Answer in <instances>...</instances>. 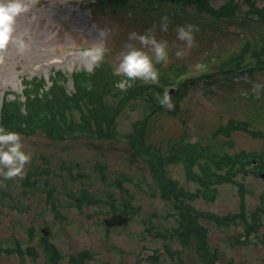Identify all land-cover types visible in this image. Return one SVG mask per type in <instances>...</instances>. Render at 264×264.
<instances>
[{"label": "rangeland", "instance_id": "1", "mask_svg": "<svg viewBox=\"0 0 264 264\" xmlns=\"http://www.w3.org/2000/svg\"><path fill=\"white\" fill-rule=\"evenodd\" d=\"M235 1L233 13L226 15L219 10L225 0L210 2L217 13L193 6L150 10L132 4L101 10L90 8L94 0H33L16 23L29 48L21 53L9 45L0 53V107L5 98L17 95L22 100L32 77H42L48 87L55 71L69 77L72 71L85 70L88 61L82 50L96 45L106 48L104 59L118 73L133 31L152 29L157 39L168 42V58L156 64L159 68H199L202 60L216 55L214 49L237 50L243 38L253 41L264 33V21H255L246 2ZM255 5L264 7V0H255ZM164 16L169 18L167 29L160 28ZM186 24L198 28L191 47L176 35L177 26ZM131 43L149 50L138 40ZM178 50L183 54L177 56ZM71 82L69 77L68 89ZM128 84L122 79L119 87L124 90ZM172 102L173 108L163 105L147 118L143 140L154 147L147 151L132 146L142 129L134 125L146 117L143 99L132 95L115 99L117 136L107 132L106 124L104 132L92 125V131L50 137L42 130L17 128L31 159L22 175H0V264H264V179L237 173L233 181L202 189L185 178L182 163L168 164L167 174L189 195L188 207L178 210L161 193L150 168L157 150L170 154L169 147L175 152L184 141L212 139L211 144L225 143L230 154L262 151L264 157V69L194 80ZM231 120L249 125L225 134ZM83 191L101 203H82ZM110 198L116 207L128 201L133 210L124 225L108 228L103 223L114 214ZM239 212L245 220L220 224L210 217ZM250 223L259 224L247 231ZM43 235L59 258L41 241Z\"/></svg>", "mask_w": 264, "mask_h": 264}, {"label": "trees", "instance_id": "2", "mask_svg": "<svg viewBox=\"0 0 264 264\" xmlns=\"http://www.w3.org/2000/svg\"><path fill=\"white\" fill-rule=\"evenodd\" d=\"M212 0H94L92 7L99 6L101 10L104 8H125L128 5L138 4L147 9L176 7L177 5L182 9L192 8L199 10H206L213 13L227 12L226 15H231L238 4L235 0H225L223 6L216 9L210 6ZM246 2L251 10L256 14V22L264 21V7L257 8L255 0H243ZM220 16V15H217ZM215 22L216 19H211ZM198 26V25H197ZM199 27V26H198ZM198 28L194 29L196 31ZM216 51L215 57L219 59L218 65L221 69L218 71L219 75L224 79L237 75V71L253 64L255 68L260 69L264 67V33H259L258 37L250 41L247 37L243 38V43L237 50L227 51L214 49ZM210 59H206L209 61ZM159 78L156 80L158 85L142 84L136 80L128 82V86L123 89L119 87V82L122 79L127 80L122 74L114 73L109 62L104 59L92 71H75L70 75L72 79L73 88L68 90L66 84L68 77L61 71L54 72L51 77L52 85L48 89H44V81H36L35 79L25 83L24 100L20 101L16 97L13 99H3L0 110V125L5 128L13 124L16 128L23 130H30L31 128H40L46 135L56 136L60 134H73L81 131H92L91 126L94 125V131L102 129L106 124V130L109 134L115 136L114 119L113 116L118 110V106H114L115 99L122 98L126 100L128 96H137L145 99V108L149 106L160 111L163 105L160 102L165 92L161 86L163 84H170L179 74L187 71L185 65L174 64L170 65L167 70L159 68ZM249 71V74L253 73ZM194 79L192 77L180 82L176 92L171 99H176L184 88H189ZM154 111V110H153ZM245 125L249 122L240 123L239 121L231 120L225 130L228 134L231 130L236 128L245 130ZM104 132V131H103ZM145 131L141 130L132 146L135 148H145L147 151L151 147L143 140ZM211 140L207 142L201 141H184L178 143L175 147V152L169 147L170 154L160 152L157 150L156 155L151 156V173L153 177H157V183L161 189V193L166 195L172 205L178 210L185 209L188 205L185 203L189 196L187 191L177 185V181L171 179L167 174L166 166L171 163L180 162L186 169V177L192 179L194 166L198 165L202 172L198 179L204 185L210 182H220L224 179H230V176L237 171L245 172L249 161H246L250 155H255L254 151L230 154L226 150L225 143L216 145L211 144ZM143 152V151H142ZM150 157V158H151ZM149 158V159H150ZM156 158V159H155ZM155 159V160H154ZM118 183L120 179H117ZM209 182V183H208ZM206 183V184H205ZM80 199L82 203H101V200L87 195L85 191L81 193ZM93 199V201H92ZM109 208L111 212H121L128 216L133 210L129 207L128 201L122 205L115 206L110 198ZM257 211V210H256ZM255 212V211H254ZM210 217L220 224H228L234 219L245 220L242 212L230 216H213ZM256 215H253L255 221ZM259 223L247 224V231L255 230V226ZM182 228V224L179 226ZM177 229L173 231L176 232ZM42 231V230H41ZM41 241L47 246L48 250L53 255V258H59V254L54 247L49 244L47 237L42 236Z\"/></svg>", "mask_w": 264, "mask_h": 264}, {"label": "clouds", "instance_id": "3", "mask_svg": "<svg viewBox=\"0 0 264 264\" xmlns=\"http://www.w3.org/2000/svg\"><path fill=\"white\" fill-rule=\"evenodd\" d=\"M32 4L33 0H0V53L9 45H14L17 51L21 53L29 48L25 36L18 34L16 23L18 17L30 11ZM168 26L169 18L167 16L162 17L160 28L167 29ZM194 29L193 24L177 26V38L191 47L194 42ZM128 40L130 42L125 45V50L119 58L117 72L126 77L128 82L137 79L157 80L159 71L156 64L168 58V42L157 39L152 29L144 33L130 32ZM135 40L148 46L149 50L136 47L131 43ZM105 52L106 48L103 45L82 50L81 55L86 57L88 61L85 70H94L104 60ZM182 54L180 50L176 52L177 56ZM2 61L3 56L0 54V62ZM160 102L169 109L174 106L167 91L160 97ZM30 159L31 154L24 150L21 133L15 130H7L3 125H0V175L6 178L22 175L25 165Z\"/></svg>", "mask_w": 264, "mask_h": 264}, {"label": "water", "instance_id": "4", "mask_svg": "<svg viewBox=\"0 0 264 264\" xmlns=\"http://www.w3.org/2000/svg\"><path fill=\"white\" fill-rule=\"evenodd\" d=\"M260 176L264 178V173L260 174ZM126 221L127 218L122 216L121 214H114L109 218L104 219V222L109 226L114 224H124L126 223Z\"/></svg>", "mask_w": 264, "mask_h": 264}, {"label": "bare ground", "instance_id": "5", "mask_svg": "<svg viewBox=\"0 0 264 264\" xmlns=\"http://www.w3.org/2000/svg\"><path fill=\"white\" fill-rule=\"evenodd\" d=\"M194 172H196V173L192 176V179L195 181H200L198 178L201 177L202 172L199 169L198 165L194 166Z\"/></svg>", "mask_w": 264, "mask_h": 264}]
</instances>
